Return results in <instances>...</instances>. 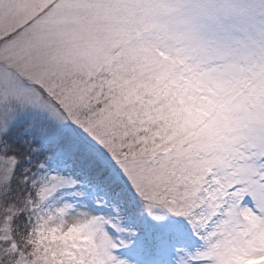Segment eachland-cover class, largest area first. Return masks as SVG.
Instances as JSON below:
<instances>
[{
	"label": "snow or ice",
	"instance_id": "6c2138e0",
	"mask_svg": "<svg viewBox=\"0 0 264 264\" xmlns=\"http://www.w3.org/2000/svg\"><path fill=\"white\" fill-rule=\"evenodd\" d=\"M0 264H264V0H0Z\"/></svg>",
	"mask_w": 264,
	"mask_h": 264
}]
</instances>
